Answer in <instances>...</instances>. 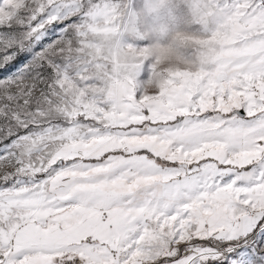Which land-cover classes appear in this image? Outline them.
<instances>
[{
	"label": "snow or ice",
	"instance_id": "obj_1",
	"mask_svg": "<svg viewBox=\"0 0 264 264\" xmlns=\"http://www.w3.org/2000/svg\"><path fill=\"white\" fill-rule=\"evenodd\" d=\"M0 264H264V0H0Z\"/></svg>",
	"mask_w": 264,
	"mask_h": 264
}]
</instances>
